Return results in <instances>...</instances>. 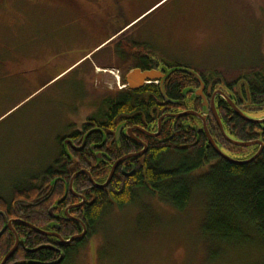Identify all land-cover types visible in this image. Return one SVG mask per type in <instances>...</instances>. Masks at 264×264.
I'll return each mask as SVG.
<instances>
[{
  "label": "rangeland",
  "instance_id": "1",
  "mask_svg": "<svg viewBox=\"0 0 264 264\" xmlns=\"http://www.w3.org/2000/svg\"><path fill=\"white\" fill-rule=\"evenodd\" d=\"M75 18L40 0H0L1 197L10 199L16 185L29 183L54 163L60 154L57 136L73 116H85L87 105L98 112L104 90L89 77L88 62L71 66L76 59L68 60L61 70L70 68L49 82H41L34 70L45 45L78 44L83 28H94ZM127 30L234 92L264 71V0H143ZM114 46L101 48L97 57ZM206 210L201 189L183 211L138 190L134 205H112L63 264H264L259 242L204 236Z\"/></svg>",
  "mask_w": 264,
  "mask_h": 264
},
{
  "label": "trees",
  "instance_id": "2",
  "mask_svg": "<svg viewBox=\"0 0 264 264\" xmlns=\"http://www.w3.org/2000/svg\"><path fill=\"white\" fill-rule=\"evenodd\" d=\"M179 70L181 69L172 70L176 71L172 93L177 92L181 72ZM254 76H261V79L255 82V77H251L247 81H252L253 85L252 82L250 84L255 85L254 98L260 102L263 95L257 91L258 88L264 89V72ZM122 82L126 83L125 78ZM144 92L151 93L153 97L149 96L150 100L145 97L140 100L138 95L132 96L123 91L113 95L106 102L109 111L106 110L104 116L92 121L99 124V118L105 116H110V121H120L119 118L136 111H143L148 115L157 106L156 99L159 100L160 95L157 90ZM217 107L225 112L229 109V104L219 99ZM231 116L233 113L230 110V114L224 116V126L226 130L241 137L237 128L244 130L248 123L243 119L230 120ZM180 134L171 139L168 132L165 135L164 131L160 144H149V150L144 157L134 162L135 170L128 161L138 159L122 163L104 189L95 187L86 174H80L73 183L76 194L69 188L75 173L86 169L95 182L102 184L112 167L108 163L99 165L90 151L91 148L73 152L60 144V154L52 165L40 175L31 177L29 183L16 185L10 199L0 196V231L7 224L2 212L8 221L15 220L12 227L21 242L6 264H63L84 245L94 226L112 205L116 204L120 208L134 205L138 190L156 194L165 203L183 211L190 204L193 193L201 189L207 197L206 218L201 230L204 236L213 241H255L264 245V153L250 163L235 164L223 158L216 150H207L204 144H194L195 137L183 140V132L180 131ZM120 148L117 147L118 155H111L113 160L137 150L138 147L133 149L131 144H120ZM169 158H173V161H169ZM124 168L125 173L122 172ZM76 195L84 196L85 202L81 207L73 208L70 215L81 219L87 226V235L82 240L60 246L58 238L36 232L26 225L25 222H28L39 229L49 230L53 220L50 211L53 209L54 215L60 216L56 222L60 226L56 229L57 233L64 239L80 234L83 231L82 224L73 219L67 220L64 216L65 209L81 201ZM54 228L55 225L52 229ZM14 231L7 228L0 236V263L15 245ZM53 240L56 244L51 246L49 243ZM60 248L63 253L59 251Z\"/></svg>",
  "mask_w": 264,
  "mask_h": 264
},
{
  "label": "flooded vegetation",
  "instance_id": "3",
  "mask_svg": "<svg viewBox=\"0 0 264 264\" xmlns=\"http://www.w3.org/2000/svg\"><path fill=\"white\" fill-rule=\"evenodd\" d=\"M40 2L51 5L54 9L65 10L67 13L72 14L76 17L73 22L85 21L93 25L94 28L84 27L82 36L78 37V44H63L58 41L45 45L41 51L42 55L39 56L42 62L39 66L34 67V70L39 71L38 79L41 82L51 81L57 74L70 68L64 71L61 70L62 66L69 63L68 60L76 59L72 61L74 64L71 66L88 62L90 67L89 77H94L92 80L97 81V84L100 83V87L104 90L100 89L98 112L95 113V111H92L93 107L87 105L89 106V111H85L87 114L84 116L81 113L80 116L78 115L79 118L73 116L76 119L72 118L70 122L75 121V123L65 124L66 127L63 133L57 136L56 144H63L67 150L72 149L73 152L91 148L90 151L99 165L108 163L111 167L118 160L143 151L145 146L146 151L144 154L147 153L149 144H160V138L164 131L165 135L168 132L171 139L181 135L180 131H182L184 134L183 140H191L195 137L194 144H204L207 150L211 148L215 150L213 144H217L226 154L241 161L250 159L257 153H259L258 157L264 153V89L258 88L257 91V93L263 95L260 102L254 98L256 96L255 85L252 86L253 82L247 81V79L236 92H234V87L226 86L227 88L224 87V89L221 87L223 84L220 86L218 80L208 75L204 76L189 62L170 59L162 50L151 48L152 46L147 44L142 35L127 34L129 31L127 28L137 18L143 0H40ZM110 43L115 45L113 51L97 57L102 49ZM175 68H180L181 70L178 72H181L179 73L180 79H178L177 92L172 93V85H174L176 79V71L173 72L172 70ZM113 69L118 72L121 82L125 78L126 83L122 82L121 87L116 81V75L111 72ZM135 69H141L142 71L155 70L158 79L146 80L143 86L133 89L127 83V76L130 71ZM185 70H193L197 75ZM252 77H255V82L261 79V76L252 75ZM144 90H157L160 95V101L156 99L157 106L152 108L148 115L144 114L143 111H136L124 115L119 118L120 121L115 120L116 122L114 120L110 121V116L99 118V124L92 121L96 120L97 117L104 116L106 110L109 111L106 102L119 92H129L132 96L138 95L137 97L140 100L145 98L150 100L149 96L153 97V95L149 92L144 94ZM224 97L233 101L241 112L254 121L251 122L239 116ZM213 99L223 125L225 124L224 116L230 114V110L233 113V116L229 117L230 120L232 118L235 121L243 119L248 123L247 126H244V130L237 128L241 132V137L225 128L227 134L235 140L254 142V144L249 146L235 145L224 138L213 114ZM219 99H223L229 104V109L225 112L217 107ZM120 144H131L133 149H136V146L139 149L137 148V150L130 151L113 160L111 155H118L117 147L120 148ZM184 144L186 146V142ZM144 154L126 157L118 167L128 160L136 158L138 160L128 161L135 170L134 162H138L140 158L144 157ZM122 172L125 173V168L122 169ZM80 199L79 203L82 202L81 205L71 207L79 204L76 203L65 209L64 216L67 220L81 221V219L70 215L73 208L81 207L84 204L85 198ZM51 216L53 217L52 225H49V230L43 231L50 232L52 235H47L49 237L58 238V245L68 246L69 244H60L59 237L54 234H59L56 229H59L60 226L56 222L60 216L58 214L54 215V210ZM53 225L56 228L52 229ZM54 243L56 244L53 240L49 244L53 246ZM59 251L63 253L62 248Z\"/></svg>",
  "mask_w": 264,
  "mask_h": 264
},
{
  "label": "water",
  "instance_id": "4",
  "mask_svg": "<svg viewBox=\"0 0 264 264\" xmlns=\"http://www.w3.org/2000/svg\"><path fill=\"white\" fill-rule=\"evenodd\" d=\"M190 73H193V74H196V72L194 71H191V70H188ZM197 75V74H196ZM158 79V77L156 76V71L155 70H147V71H142L141 69H135V70H132L129 72L128 76H127V83L130 85L131 88L133 89H137L141 86L144 85V82L146 80H156ZM137 83V84H136ZM232 106V108L236 111V113L241 116L243 119L245 120H248V121H251L253 122L254 120L249 118L247 115H245L243 112H241L236 106L235 104L233 103V101H231L230 99L224 97ZM212 110H213V114L217 120V123L220 127V130L224 136V138L229 141L230 143L232 144H235V145H241V146H249V145H252L254 144V142H241V141H238V140H235L233 139L232 137H230L227 132L225 131V128H224V125L218 115V112H217V109L215 107V101L213 99L212 101ZM186 113H190V114H196L194 112H186ZM210 137V136H209ZM211 138V137H210ZM212 139V138H211ZM213 141V140H212ZM214 142V141H213ZM216 152L221 155L223 158H225L226 160H228L229 162H232V163H235V164H246V163H250L252 162L253 160H255L259 153L255 154L253 157H251L250 159H247V160H244V161H241V160H238V159H235L231 156H229L228 154H226L223 150H221L217 144H213ZM146 151V146H145V149L137 154H133V155H129V156H126V157H130V156H140L142 154H144V152ZM124 157V158H126ZM123 158V159H124ZM123 159H120L118 160L111 168V171H110V174L109 176L107 177L106 181L102 184L100 183H97L94 181V179L92 178L91 176V173L86 170V169H82L80 171H78L77 173L74 174V176L71 178V181H70V184H69V188H70V191L73 193V194H76L75 191H74V187H73V183H74V180L80 175V174H86L88 177H89V180L90 182L97 188H100V189H104L106 188L110 182L112 181L113 179V176L115 174V171L118 167V165L120 164V162L123 160ZM80 198H83V196L81 195H76ZM81 203H79L78 205H74V206H71V207H75V206H79L81 205ZM50 213L52 214L53 213V209H51ZM1 214L4 216L5 218V221L7 222L6 226L0 231V236L7 230V228L11 229L14 231L12 225H13V222L15 220H7L6 216L4 213L1 212ZM82 226H83V231L80 233V234H77L75 236H72L71 238H69L68 240H64L59 234H56L54 233L55 235H57L59 237V243L60 244H70L72 243L73 241H76V240H82L86 235H87V226L85 225L84 222L78 220ZM26 225H28L29 227L33 228L36 232H39L41 234H45V235H52L50 232H46V231H43L42 229H39L37 228L35 225L31 224V223H28V222H25ZM15 233V238H16V242H15V245L13 246V248L7 253V255L3 258L2 262L0 264H6L7 261L15 254V252L17 251V249L19 248L21 242H20V238H19V235L14 231Z\"/></svg>",
  "mask_w": 264,
  "mask_h": 264
},
{
  "label": "built area",
  "instance_id": "5",
  "mask_svg": "<svg viewBox=\"0 0 264 264\" xmlns=\"http://www.w3.org/2000/svg\"><path fill=\"white\" fill-rule=\"evenodd\" d=\"M115 75H116V78H117V81H118L119 87H121V86H122V84H121V81L119 80V75H118V74H116V72H115ZM123 86H124V85H123Z\"/></svg>",
  "mask_w": 264,
  "mask_h": 264
},
{
  "label": "crops",
  "instance_id": "6",
  "mask_svg": "<svg viewBox=\"0 0 264 264\" xmlns=\"http://www.w3.org/2000/svg\"><path fill=\"white\" fill-rule=\"evenodd\" d=\"M117 81V80H116ZM117 83H118V81H117Z\"/></svg>",
  "mask_w": 264,
  "mask_h": 264
},
{
  "label": "bare ground",
  "instance_id": "7",
  "mask_svg": "<svg viewBox=\"0 0 264 264\" xmlns=\"http://www.w3.org/2000/svg\"><path fill=\"white\" fill-rule=\"evenodd\" d=\"M217 130V129H216Z\"/></svg>",
  "mask_w": 264,
  "mask_h": 264
}]
</instances>
